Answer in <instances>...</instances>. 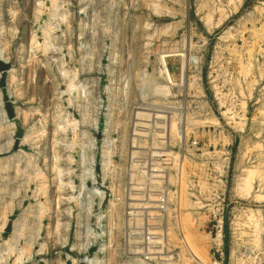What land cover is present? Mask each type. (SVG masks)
Returning a JSON list of instances; mask_svg holds the SVG:
<instances>
[{"label": "rangeland", "instance_id": "1", "mask_svg": "<svg viewBox=\"0 0 264 264\" xmlns=\"http://www.w3.org/2000/svg\"><path fill=\"white\" fill-rule=\"evenodd\" d=\"M0 264H264V0H0Z\"/></svg>", "mask_w": 264, "mask_h": 264}]
</instances>
